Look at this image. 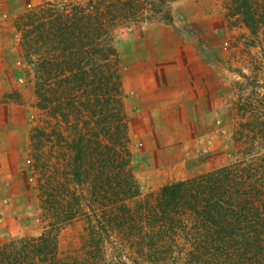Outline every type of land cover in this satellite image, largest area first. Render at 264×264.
<instances>
[{
  "label": "rangeland",
  "instance_id": "1",
  "mask_svg": "<svg viewBox=\"0 0 264 264\" xmlns=\"http://www.w3.org/2000/svg\"><path fill=\"white\" fill-rule=\"evenodd\" d=\"M88 1L0 0V247L50 232L60 259L81 260L88 251L85 217L57 227L44 210V192L51 191L55 207L75 208L91 206V194L89 181L78 184L71 173L75 133L55 115L67 107L42 101L22 47L41 8ZM244 1L254 11L255 32L240 11ZM147 2L143 19L113 42L138 188L125 201L131 211L155 205L165 186L234 162L244 148L235 130L251 118L238 109L252 99L264 106V0ZM47 53L40 49L33 61ZM132 254L114 238L106 245L108 264H136ZM182 258L177 253L174 264Z\"/></svg>",
  "mask_w": 264,
  "mask_h": 264
},
{
  "label": "trees",
  "instance_id": "2",
  "mask_svg": "<svg viewBox=\"0 0 264 264\" xmlns=\"http://www.w3.org/2000/svg\"><path fill=\"white\" fill-rule=\"evenodd\" d=\"M147 3L48 5L29 19L22 47L37 92L58 109L66 105L67 112L55 108V115L69 120L75 133L71 173L78 184L82 177L89 181L91 194V206L75 208L69 202L55 207L51 191L44 192V210L57 227L85 217L88 251L81 260L60 259L56 237L44 232L0 247V264H108L106 245L113 238L132 251L136 264H174L177 253L182 264H264V106L253 99L238 109L251 118L235 130V140L244 148L234 162L163 187L153 206L131 211L125 205L138 188L130 171L113 42L117 32L143 19ZM241 5L246 25L255 32L254 11L247 1ZM44 47L48 53L34 62L33 55ZM72 196L77 198L74 192Z\"/></svg>",
  "mask_w": 264,
  "mask_h": 264
}]
</instances>
